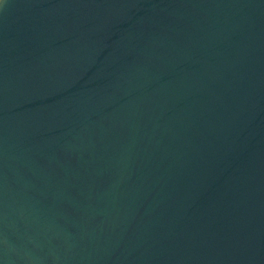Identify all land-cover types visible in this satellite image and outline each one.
Masks as SVG:
<instances>
[{"label": "water", "instance_id": "obj_1", "mask_svg": "<svg viewBox=\"0 0 264 264\" xmlns=\"http://www.w3.org/2000/svg\"><path fill=\"white\" fill-rule=\"evenodd\" d=\"M0 264H264V0H0Z\"/></svg>", "mask_w": 264, "mask_h": 264}]
</instances>
